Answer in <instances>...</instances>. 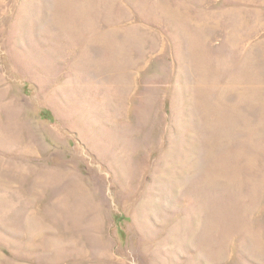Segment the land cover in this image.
I'll list each match as a JSON object with an SVG mask.
<instances>
[{"label": "rangeland", "instance_id": "1", "mask_svg": "<svg viewBox=\"0 0 264 264\" xmlns=\"http://www.w3.org/2000/svg\"><path fill=\"white\" fill-rule=\"evenodd\" d=\"M0 264H264V0H0Z\"/></svg>", "mask_w": 264, "mask_h": 264}]
</instances>
